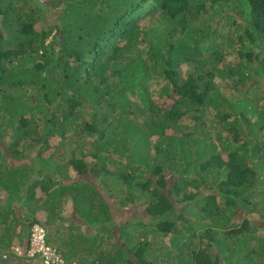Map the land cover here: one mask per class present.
I'll list each match as a JSON object with an SVG mask.
<instances>
[{"label": "trees", "instance_id": "obj_1", "mask_svg": "<svg viewBox=\"0 0 264 264\" xmlns=\"http://www.w3.org/2000/svg\"><path fill=\"white\" fill-rule=\"evenodd\" d=\"M255 219L264 0H0V264H264Z\"/></svg>", "mask_w": 264, "mask_h": 264}, {"label": "built area", "instance_id": "obj_2", "mask_svg": "<svg viewBox=\"0 0 264 264\" xmlns=\"http://www.w3.org/2000/svg\"><path fill=\"white\" fill-rule=\"evenodd\" d=\"M16 250L22 252L19 247H16ZM34 254H39L45 263L62 262L59 253L46 242L45 229L38 224L31 227L30 244L26 251V255Z\"/></svg>", "mask_w": 264, "mask_h": 264}, {"label": "rangeland", "instance_id": "obj_3", "mask_svg": "<svg viewBox=\"0 0 264 264\" xmlns=\"http://www.w3.org/2000/svg\"><path fill=\"white\" fill-rule=\"evenodd\" d=\"M132 210L131 207H124V209H120L117 213L121 218H129L130 216H128V213ZM255 221H257L255 219ZM258 225L260 226V231L258 232L259 235L264 237V220H259L257 221ZM52 244V243H51ZM16 247H19V245H14V249L16 253H22V252H18V250H16ZM20 248V247H19ZM21 249V248H20Z\"/></svg>", "mask_w": 264, "mask_h": 264}, {"label": "clouds", "instance_id": "obj_4", "mask_svg": "<svg viewBox=\"0 0 264 264\" xmlns=\"http://www.w3.org/2000/svg\"><path fill=\"white\" fill-rule=\"evenodd\" d=\"M46 242L50 245V246H52L55 250H56V252L57 253H59V255H60V257H61V259H62V262H49V263H59V264H62L63 263V256H62V254L56 249V247L54 246V245H52L50 242H48L47 241V239H46ZM20 247V246H19ZM21 248V247H20ZM15 250V249H14ZM18 255H22L23 254V252L22 253H17ZM28 256H30V255H28ZM38 256V258L40 257L41 258V256L38 254L37 255ZM30 257H33V255H31ZM41 260L43 261V259L41 258ZM44 262V261H43ZM45 263V262H44ZM47 264V263H46Z\"/></svg>", "mask_w": 264, "mask_h": 264}]
</instances>
